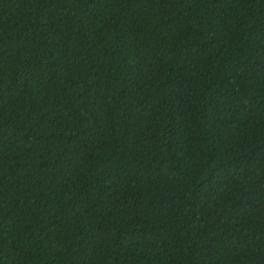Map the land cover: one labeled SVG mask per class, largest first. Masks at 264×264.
I'll return each instance as SVG.
<instances>
[{"label": "trees", "instance_id": "1", "mask_svg": "<svg viewBox=\"0 0 264 264\" xmlns=\"http://www.w3.org/2000/svg\"><path fill=\"white\" fill-rule=\"evenodd\" d=\"M0 264H264V0H0Z\"/></svg>", "mask_w": 264, "mask_h": 264}]
</instances>
